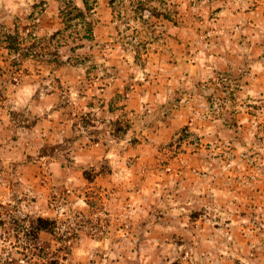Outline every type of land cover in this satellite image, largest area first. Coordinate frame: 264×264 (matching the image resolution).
<instances>
[{"label":"rangeland","instance_id":"1","mask_svg":"<svg viewBox=\"0 0 264 264\" xmlns=\"http://www.w3.org/2000/svg\"><path fill=\"white\" fill-rule=\"evenodd\" d=\"M70 1L0 0V264H205L191 235L263 233L264 92L205 102L242 106L250 129H201V110L169 124L185 118L173 106L201 107V42L244 37L264 0H88L89 38L79 20L64 30ZM219 67L222 86L255 78ZM248 247L214 264H264Z\"/></svg>","mask_w":264,"mask_h":264},{"label":"crops","instance_id":"2","mask_svg":"<svg viewBox=\"0 0 264 264\" xmlns=\"http://www.w3.org/2000/svg\"><path fill=\"white\" fill-rule=\"evenodd\" d=\"M257 8L254 9V7H247L243 11V15L246 16H254V14L257 12ZM256 22L255 24L251 25L247 31L245 32L246 35L244 37H230L226 36L223 41H220L218 43L216 42H201V81L204 83V88L201 89V107L192 106V102H189L186 107L179 108V105L173 106L171 109L173 110V114L177 115L176 112L181 113L185 116L183 120H181V117H173L171 119V124L169 126L171 128H180V125L183 126H190L191 119L195 115L196 111L201 110V129H211V130H225L226 128H230L234 126L235 128L238 127L239 123H244L246 126H244V129H250L252 126H254V123H256V120L253 118L248 117V113L242 108V106L239 105V108H236V106L231 109L230 111H227V107L224 109V111L221 113L220 109H217L215 105H211L209 103H205L209 100L210 92H214L215 89H217L216 92H264V14L257 13ZM231 18L230 22H236L240 20V17L238 13L230 12ZM240 17V18H239ZM216 23H222L221 20H219ZM262 39L263 43L260 42ZM220 65L218 68L219 71H223L224 74H226L228 71V75L230 76L231 80H234V74L236 72L235 69L241 67H252L251 73L254 74L255 78L253 76L250 78L244 77L243 79V86L244 88H238L234 89L233 87H226V85L221 83L219 81H214L208 77V71L209 68L212 66ZM253 69V70H252ZM218 71V72H219ZM249 80V82H247ZM206 84V85H205ZM218 85H220L222 88L218 89ZM225 86V87H224ZM215 88V89H214ZM226 88V89H225ZM214 89V90H212ZM247 94L246 96H248ZM214 97V96H213ZM194 99V98H193ZM242 109V110H241ZM226 112V113H225ZM228 112V115H227ZM250 113V112H249ZM182 116V117H184ZM228 118V119H227ZM190 120V121H189ZM260 121V120H258ZM241 126V125H239ZM221 132V131H220ZM210 133V132H209ZM230 143H237L236 140L239 138L235 137L234 135L228 136ZM229 143V144H230ZM204 157L206 158L207 154L202 153ZM206 180H211L213 177L210 174H204ZM250 189L251 194L247 201H254L253 196L254 193L252 191L259 192L260 184H256L252 187H247ZM231 192V191H230ZM229 192V193H230ZM207 193L213 201H215L217 198L221 196L222 191H220L214 184L211 186H208L207 188H201V194ZM229 193H226L229 195ZM260 195V194H259ZM240 199H244L245 197L243 195L239 196ZM261 197L264 199V196L261 195ZM256 203V202H254ZM251 205V204H250ZM215 204L213 205V208H215ZM253 207V205H251ZM264 206V205H263ZM254 208V207H253ZM264 215V214H263ZM220 223V222H219ZM230 224V223H227ZM216 226V224H215ZM216 231L211 234H204L201 232L199 234V237L191 238L193 241L201 242V256L203 258H206L207 260L205 264H214V259L216 257H223V256H231L235 255L237 257L244 258L243 254H232V251H229V246H243L244 244L249 246L248 248H251L254 246L257 249V252L254 251H247L246 254L251 255H263L264 251V232L259 235H252V236H246L243 233H239L236 235L235 233L233 236H226L222 234L220 231L222 229L221 225L216 226ZM221 241L225 246L223 248L216 247V242ZM199 251L200 250H196ZM195 252V250H193ZM204 264V263H201Z\"/></svg>","mask_w":264,"mask_h":264},{"label":"trees","instance_id":"3","mask_svg":"<svg viewBox=\"0 0 264 264\" xmlns=\"http://www.w3.org/2000/svg\"><path fill=\"white\" fill-rule=\"evenodd\" d=\"M70 3H72V0L70 1ZM70 3L68 4V6H66L68 11L65 12V15L63 16L64 23L66 25L64 30H68V28L73 27V26L77 27V25L79 24V23H77V21L79 20L83 23V26L85 27L84 28V31H85L84 37H86V38L92 37V35H93V28L91 26L92 22L88 20L89 19L88 17L90 15L89 13L91 12L92 7L90 6L88 0H84V8L79 7V6H75V9H77L78 12L75 13L74 15L72 14L73 12L69 10L71 7ZM75 9H73V10H75ZM59 33H60V31L56 32L54 35H58ZM37 228L38 229H45L46 226L44 224H39V226Z\"/></svg>","mask_w":264,"mask_h":264}]
</instances>
